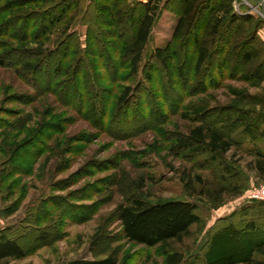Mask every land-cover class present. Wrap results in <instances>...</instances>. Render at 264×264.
Instances as JSON below:
<instances>
[{
	"label": "rangeland",
	"instance_id": "rangeland-1",
	"mask_svg": "<svg viewBox=\"0 0 264 264\" xmlns=\"http://www.w3.org/2000/svg\"><path fill=\"white\" fill-rule=\"evenodd\" d=\"M6 1L0 0V58L4 62L0 64V228L18 239L26 256L0 264H66L77 258L109 254L116 256L118 264H164L166 251L181 253V264H189L197 253L202 254L203 243L214 227L231 214L237 213V221L238 212L254 204L247 199L248 189L264 181L248 171L253 159L247 152L251 145L235 146L224 155L226 161L251 173L239 180V191L228 186L223 165L211 162L208 152L193 153L177 145L180 137L198 126L193 110L202 100V106L217 109L233 103L230 87L264 93V82L259 85L244 79V74L264 59V44L239 33L237 37H246L249 42H234L226 54L215 51L213 74H204L201 84L185 61L193 58L194 35L204 45H209L210 39L201 32L197 36V14L184 35L189 41L173 40L179 17L176 11L181 8L175 0L159 10L135 74L116 46L124 39L114 31L111 15L101 14L98 4L87 8L88 2L82 0L81 8L74 4L69 9L66 19L76 13V20L68 32L62 30L64 21L53 26L47 42L48 52L54 50L48 56L51 67L45 64L33 78L22 68L35 56L32 47H36L30 44L29 51L23 49L28 37L20 26L26 14L19 2ZM97 1L114 7L115 0ZM138 1L146 0H127L133 4ZM235 8L264 19V0H235ZM33 21L32 30L43 26ZM67 34L72 41L70 56L64 45ZM169 43L176 51L169 64L149 59L154 49ZM75 48L80 52L75 53ZM254 48V58L243 61L244 51ZM223 60L226 67L221 70ZM180 66L189 75L187 85ZM220 70L226 73L225 79H220ZM213 76L221 83L206 89ZM49 79L53 84L48 89ZM170 84L173 91L167 89ZM127 85L135 95L130 98L128 112L138 104L137 111L144 119L130 118L131 122L117 128L114 119L118 112L112 109ZM93 102L101 108L94 117L88 111ZM105 111L111 112L110 118ZM135 197L151 202L165 198L193 201L202 222L168 246L148 247L129 241L122 233L116 210ZM250 213L257 217L255 211ZM258 221L264 223V216Z\"/></svg>",
	"mask_w": 264,
	"mask_h": 264
},
{
	"label": "trees",
	"instance_id": "trees-1",
	"mask_svg": "<svg viewBox=\"0 0 264 264\" xmlns=\"http://www.w3.org/2000/svg\"><path fill=\"white\" fill-rule=\"evenodd\" d=\"M12 1L14 0H7L6 3ZM15 1L21 4V10L23 9L22 12L26 14L24 25L20 26L22 29H26L28 37L23 49L30 44L36 46L32 47V54L35 56L22 64V68L34 78L35 74L42 71L45 64L48 65V69L51 67L48 56L50 52L54 54V50L48 52L50 47L47 42L51 40L53 26L64 21L62 30L65 33L68 32L76 20V13L66 19L69 9L74 4H77L78 8L80 5L82 6V0ZM86 1L88 2L87 8L90 5L98 4L96 7L101 11V14L111 15L115 24L114 31L124 39L122 43L116 42V46L122 51L123 62L129 61L133 73L138 74L143 52L150 41L159 10L162 6L167 8L170 2L175 0H146L134 4L128 3L127 0H115L114 7L99 4L97 0ZM176 2L181 8L176 11L179 17L173 32V40L179 41L180 39L185 43L189 41L184 35L189 31V25L197 14L200 30L197 36L202 33L208 35L210 39V44L204 45L193 34L192 41L195 43L193 58L191 61L190 59L185 61V65L189 61L190 66H188L199 76L198 82L201 84L205 82L204 74H213L210 70L214 64L215 51L226 54L233 49V43L238 40L241 41L240 44H245L250 39H257L261 44H264V39L260 34V30L264 26V19L253 13L238 12L235 8V0H176ZM46 5L48 8L45 7ZM44 12L46 14L42 19L41 16ZM38 15L43 21L41 24H39L38 20L41 19ZM34 19L37 20L36 23L43 26L32 30ZM84 24L89 25L86 21ZM242 32L251 35V37L249 36L248 40L246 37H237ZM70 34H67V41L64 42V45L67 46V56L71 55ZM172 45L169 43L165 47H157L149 54V59L163 65L169 64L171 57H174L176 53L175 50H172ZM44 47L47 48L44 49ZM74 50L75 53L80 52L76 48ZM27 51H29V47H27ZM255 55L254 48L244 51L241 59L249 62ZM82 59L83 56L80 53L79 62ZM0 64H4L1 58ZM59 66L56 68L60 71L61 66ZM220 66L221 70H224L226 62L223 60ZM221 70L220 79L222 80L226 78V73ZM46 73L48 76L49 70ZM180 74L184 77L183 82L187 85L189 75L184 72L182 66H180ZM215 78L213 76L210 79L211 85L206 86V89L215 83H221L220 79ZM244 79L259 85L262 84L264 82V59L251 72L244 74ZM52 82V79H49L45 88L49 89ZM169 88L171 91L175 89L171 84L167 89ZM133 90L130 85H127L117 97L116 106L112 109L114 113L118 112L114 119V125L117 121L115 125L117 128H120L121 123L128 124L131 119L137 121L144 119L141 111H137L139 110L138 104H134L133 111L128 112L130 98L135 96ZM230 93L233 96V103L225 107L207 109L206 106H202L204 102L202 100L193 110L196 120L199 122L198 126L194 127L188 135L180 137L177 146L188 148L189 152L193 153L208 152L211 155V162L223 165L222 168L228 175L225 177V180L229 181L228 186L233 187V190L238 188L239 191V180L249 177L250 172H253L257 179L264 181V146L262 145L264 143V93L252 94L239 87H230ZM123 108L126 111L122 112ZM88 111L94 117L100 114L101 108L93 102ZM105 114L107 118H110L111 112L108 114L105 111ZM123 115L125 116L123 117ZM26 142L27 140L22 141L20 146ZM245 144L251 145L247 152L252 155L253 159L248 163L250 172L245 171L244 173V170L242 171L235 164L226 161L224 155L233 147H242ZM253 202V205H247L241 212H238L240 218L237 221L235 220L237 213L231 214L225 218L222 225L214 227L203 243L202 254L197 253L189 264H264V223L258 221L259 217L264 216V201ZM251 211H255L257 217L252 215ZM116 214L121 223L124 237L129 241L148 247L168 246L171 240H182L189 234L193 225L202 222L197 203L184 198H165L151 202L141 197H135L128 203L119 205ZM165 254L164 264H181L184 261L183 255L177 251H166ZM25 256L26 250L18 239L9 235L5 229L0 228V261L10 258L20 259ZM66 264H118V260L115 255L109 254L102 258H77Z\"/></svg>",
	"mask_w": 264,
	"mask_h": 264
},
{
	"label": "built area",
	"instance_id": "built-area-1",
	"mask_svg": "<svg viewBox=\"0 0 264 264\" xmlns=\"http://www.w3.org/2000/svg\"><path fill=\"white\" fill-rule=\"evenodd\" d=\"M246 196L250 201H264V183L248 189Z\"/></svg>",
	"mask_w": 264,
	"mask_h": 264
},
{
	"label": "crops",
	"instance_id": "crops-1",
	"mask_svg": "<svg viewBox=\"0 0 264 264\" xmlns=\"http://www.w3.org/2000/svg\"><path fill=\"white\" fill-rule=\"evenodd\" d=\"M260 34L264 37V27L260 30Z\"/></svg>",
	"mask_w": 264,
	"mask_h": 264
}]
</instances>
